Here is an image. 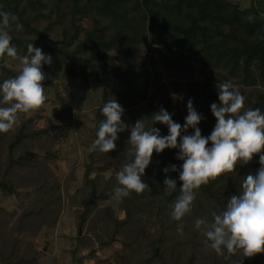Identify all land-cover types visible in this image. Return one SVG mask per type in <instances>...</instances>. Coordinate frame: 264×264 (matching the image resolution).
<instances>
[{
	"label": "rangeland",
	"instance_id": "374dc122",
	"mask_svg": "<svg viewBox=\"0 0 264 264\" xmlns=\"http://www.w3.org/2000/svg\"><path fill=\"white\" fill-rule=\"evenodd\" d=\"M233 1L241 9L254 5L264 12V0ZM44 3L47 7L44 17L32 25L42 32L51 27L45 35L55 42L63 41L65 31L73 36V0H65L58 7L51 2ZM75 19L81 26L77 32L79 38L71 44L70 49L77 48L85 40L86 31L94 29L92 21L82 14H77ZM107 23L104 22L105 25ZM114 31L110 27L106 40H109ZM13 35L22 38L25 43L33 40L32 36L16 29ZM139 45V52L134 56L136 58L128 59L125 63L143 64V67H148L155 73L157 69L151 66V59L158 61L159 67L164 64L160 54L153 51L160 49L159 45L151 40ZM128 47L129 44H125L121 48H114L110 56H119ZM93 50L91 46L85 49L83 57L89 58ZM162 51L165 53V50ZM7 59L4 65L18 74L22 67L20 61ZM104 63L109 69L119 65V61L115 59H108ZM66 69V64H63V71L53 78V83L49 80L45 83V79L43 87L47 95L46 103L37 110L20 114L19 127L6 134V137L12 139L9 136L17 134L24 121L29 122L28 133L36 132V136L27 138L24 148L29 155H33V161L25 171L14 173L17 179L16 191L11 187L7 192L0 189V264L14 263L15 260L9 258L3 260L2 253L9 254L17 240L15 258L32 260L37 256L36 262L32 264H139L138 261L147 258L152 249L160 254V249L152 248L151 245L163 234L162 222L166 234L162 251L168 261L187 264L194 254L195 264H214L213 260H219L223 264L214 250L202 246L205 238L194 227L195 219L207 217L211 220L212 213L219 212L215 202L208 200L198 190L192 213L179 222L171 217V205L180 194L182 182L179 180V172L165 174L163 170L172 165L182 170L183 162L177 159L174 149H165L156 155L154 171L150 175L161 185V191L155 206L149 204L148 190L142 194L133 192L122 200L113 198L112 190L118 186L117 173L130 159L127 155L128 147L131 148L128 145L130 131L118 133L119 139L114 151H90L97 138L101 109L112 96L106 100L101 86L93 77L87 81L78 77L70 79ZM195 73L200 80H204L213 78L216 71L201 65L193 71ZM153 93L154 86H151L148 97ZM166 93L174 99L175 95L169 90L157 97L161 98ZM180 106L184 113L188 112L186 102H182ZM153 109L147 101L139 107L125 110L122 120L134 125L137 120L150 118L156 113ZM50 124L56 128L50 129ZM154 127L160 130L161 135L166 136L162 124L157 123ZM43 130L46 132L39 135ZM6 152L5 147L0 149V171L7 160ZM20 154V151L16 152V156ZM155 171L161 172V181L156 177ZM28 172L30 179L25 181L23 178ZM166 175L177 182V190L167 195L164 193ZM144 181L148 183L149 179L144 177ZM93 186L94 203L88 207L85 202L90 201ZM125 200L133 207V218L130 224L123 226L116 234L115 221H122L127 217ZM27 210L36 211L40 215L28 218L22 231L15 232L17 222ZM82 221L84 222L80 227ZM180 223L184 225L183 235L177 232ZM239 252L237 259L230 264H264L262 253L245 257L242 251Z\"/></svg>",
	"mask_w": 264,
	"mask_h": 264
},
{
	"label": "trees",
	"instance_id": "16d2710c",
	"mask_svg": "<svg viewBox=\"0 0 264 264\" xmlns=\"http://www.w3.org/2000/svg\"><path fill=\"white\" fill-rule=\"evenodd\" d=\"M44 2H51L58 7L65 3V0H0V10L17 16V22L23 26L17 31L33 37L32 41L25 43L22 38L13 35L15 30L13 25L10 35L18 55H27V45L33 43L34 47L42 49L46 55L53 58L51 66L46 64L42 66L46 73L45 83H48V80L53 83V78L63 71V64H66V74L70 79L78 77L87 81L93 77L101 86L104 98L107 100L112 96L124 110L139 107L148 101L156 112L161 107L166 109L172 114L173 121L181 126L184 125L188 112L184 113L180 105L182 102L192 100L195 109L203 117L198 127L205 137L211 134L216 124L211 104L220 103L218 82L231 81L245 97L246 108H259L264 112V12L254 5L241 9L233 0H73L71 14L75 34L70 36L71 34L65 31L63 41L55 42L45 35L51 27L42 32L32 25L44 17L47 8ZM77 14L89 18L94 29L86 31L85 40L80 42L77 48L70 49L71 44L79 38L77 32L81 25L75 19ZM249 15L255 19L248 21L246 17ZM104 22H108L107 25ZM110 27L115 31L110 34L109 40H106L105 36L108 35ZM147 40L159 45L160 49L153 51L159 53L160 59L164 61L159 67V62L151 59V66L157 69L155 73L152 69L143 67V64L125 63L128 59L136 58L134 56L139 52L138 45L146 43ZM125 44H129L130 47L121 55L110 56L114 48H121ZM90 46L94 49L90 57H83L82 53ZM162 50H165V53ZM108 59L119 61V65L109 69L104 63ZM5 60L8 59L0 60V83L17 75L4 65ZM201 65L216 71L213 78L200 80L196 73L193 74ZM151 86H154V93L149 98ZM167 90L173 92L174 99L167 93L161 98L157 97ZM103 119L105 118L101 114L97 123L98 128ZM23 123L17 134L9 136L12 139L6 137L7 133H0V149L5 147L7 150V160L0 171V189L4 192L10 187L16 191L17 179L14 173L25 171L33 161L32 156L24 148L27 138L36 136V132L28 133L29 122ZM162 127L167 136L169 134L167 126L162 124ZM49 128L56 127L50 124ZM45 132L46 130H43L39 135ZM186 134H194V129L189 128ZM183 135L184 132L181 133V136ZM174 150L178 156L179 148ZM18 151L21 154L16 156ZM156 155L154 152L152 162L142 177L143 180L144 177L149 179L148 201L152 206H155L161 191V185H158L150 175L154 171ZM259 168V155H256L250 163L238 164L235 172L222 174L207 185H203L199 191L218 205L217 213H220L224 210L227 200L232 195L239 194L242 179L249 173L255 174ZM160 173L155 171L159 180ZM25 175L23 180L28 181L30 173ZM85 204L90 207V201H86ZM124 205L127 217L122 221H115L116 234L123 226L130 224L133 218L132 205L126 200ZM22 214L21 220L14 228L18 233L22 231L28 218L40 215L33 210H27ZM161 225L163 234L151 245L152 248L158 247L160 254L157 255L156 250L152 249L147 258L138 261L139 264H174L163 255L162 246L166 243V234L163 222ZM17 243L18 240L14 242L9 254L2 253V259L15 260L13 264L35 263L37 256L32 260L15 258ZM202 246L211 249L206 244V238ZM238 253L240 252L229 255L225 250L223 254L217 255L223 264H230L237 259ZM195 260L196 256L193 254L187 264H195ZM212 262L221 264L219 260Z\"/></svg>",
	"mask_w": 264,
	"mask_h": 264
},
{
	"label": "clouds",
	"instance_id": "9594fccd",
	"mask_svg": "<svg viewBox=\"0 0 264 264\" xmlns=\"http://www.w3.org/2000/svg\"><path fill=\"white\" fill-rule=\"evenodd\" d=\"M246 19L253 21L255 17L249 15ZM17 21L14 14L0 10V60L18 59L22 65L17 75L0 83V133L14 131L21 123L20 114L37 110L46 103L43 87L46 73L42 66L53 63L51 55H46L33 43L27 45V55L18 56L10 35L13 25L16 30L22 29ZM217 89L220 103L211 104L216 124L207 137L198 127L203 117L192 100L187 102L188 114L183 126L174 122L172 114L163 107L150 118L129 125L122 120L125 110L112 98L101 109L105 119L99 124L90 151L110 153L116 149L118 133L130 131L128 145L131 148L127 149L130 159L118 171V186L112 190L113 198L122 200L133 192L142 194L150 188L142 177L154 152L179 148L177 159L183 161L182 170L175 165L163 170L165 174L179 172L182 182L180 194L171 205V217L178 222L192 213L198 190L203 185L224 173L235 172L238 164H248L259 155L260 168L242 179L239 194L227 200L224 210L213 212L211 220L200 217L194 221L195 229L217 254L225 250L229 255L242 251L243 256L252 257L264 253V112L259 108H246L245 97L231 81L218 82ZM157 123L167 126V136L154 127ZM189 128L194 129V134H186ZM182 132L185 135L181 136ZM164 185L166 195L177 190L176 180L167 175ZM177 232L184 234L183 223L179 224Z\"/></svg>",
	"mask_w": 264,
	"mask_h": 264
},
{
	"label": "water",
	"instance_id": "95a60500",
	"mask_svg": "<svg viewBox=\"0 0 264 264\" xmlns=\"http://www.w3.org/2000/svg\"><path fill=\"white\" fill-rule=\"evenodd\" d=\"M184 42H186V40H184ZM202 106V102L200 104ZM33 156V155H32ZM94 194H95V188L93 186V191L91 193V198H90V204H93L94 203ZM156 254L158 255V251H156Z\"/></svg>",
	"mask_w": 264,
	"mask_h": 264
}]
</instances>
